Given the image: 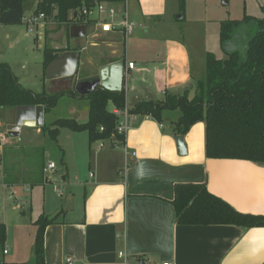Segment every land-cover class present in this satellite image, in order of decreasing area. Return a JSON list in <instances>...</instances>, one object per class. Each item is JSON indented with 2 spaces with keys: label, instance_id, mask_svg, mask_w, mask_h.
I'll use <instances>...</instances> for the list:
<instances>
[{
  "label": "crops",
  "instance_id": "obj_1",
  "mask_svg": "<svg viewBox=\"0 0 264 264\" xmlns=\"http://www.w3.org/2000/svg\"><path fill=\"white\" fill-rule=\"evenodd\" d=\"M133 2L140 16L148 15L144 0ZM35 6V2L26 3V8H31L29 13L34 12ZM129 19L133 22L130 14ZM39 26L41 29L47 23ZM66 27H62L57 39L49 42L53 53H59L55 49L62 46L69 31ZM140 27L143 33L147 32L143 25ZM89 32L87 29L83 37L69 40L70 51H76L79 57V67L89 72L87 77L115 61L122 60L124 67L128 62L134 64L133 70L125 73L127 107L141 100H162L166 92L181 95L195 83L192 65L202 74L205 67L202 54L205 57L209 53L203 50L196 59L183 43L164 39L162 45H152L128 55L119 33L104 34L98 28L92 34ZM133 34L134 30L126 42L142 40L134 38ZM38 40L42 45V29ZM49 82L55 89L65 86L61 80ZM46 115L43 114V124ZM87 116L88 105L86 120ZM6 117L14 120V111ZM178 117L176 110L163 112L160 123L149 116L133 115L123 143L107 141L102 147H98V143L89 144L87 132L68 130L70 133L65 135L68 144L65 148L59 147L63 173L60 178L55 177V181H46L48 177L42 176L40 170L32 173V179L28 178L30 169L25 157L20 158V164L16 160L20 143L4 135V142H0V200L13 197L15 204L19 202L17 206L28 205L31 213L32 189L39 185L42 197L37 199L35 217L61 213L59 222L45 229L44 264H139V261L146 264H264V227L177 223L172 200L178 184H203L210 194L235 211L264 216V164L207 159L202 122L181 135L185 153L179 154L172 126ZM21 130L17 140L23 142L26 134L20 136ZM132 153L135 155L131 156ZM50 161L54 160H43L42 165ZM4 169L11 181L18 180L17 184H3ZM36 182L39 184H34ZM50 185L51 192H46ZM23 192L30 195L27 202L16 197ZM46 193L50 194L46 196ZM20 213L24 215V209ZM4 218L1 208L0 223L6 228L4 261L30 264L35 231L33 234L29 230L22 231L18 221L16 230L20 236L15 239L9 235V223ZM119 252L125 254V259L118 257Z\"/></svg>",
  "mask_w": 264,
  "mask_h": 264
},
{
  "label": "trees",
  "instance_id": "obj_2",
  "mask_svg": "<svg viewBox=\"0 0 264 264\" xmlns=\"http://www.w3.org/2000/svg\"><path fill=\"white\" fill-rule=\"evenodd\" d=\"M27 2L36 3L34 14H43L70 27L80 24L74 15L82 7H91L99 2L116 3L119 0H0V26L22 24ZM183 7L184 0H179L180 12ZM260 10V19L244 15L241 20H225L219 25V44L222 49L237 42L241 26L252 24L255 27L243 54L231 51L226 52L225 59H218L207 53L203 79L188 86L181 95L166 92L162 100L136 102L128 107L129 114L149 116L160 123L163 112L176 110L179 117L172 123L175 135H184L194 124L204 123V154L207 159L245 160L264 164V7L261 6ZM52 53L50 47L43 50L44 71L54 59ZM64 83L65 86L57 87L52 94L45 91L34 93L19 84L8 64L0 63V111L40 105L44 113L48 114L63 96L85 99L88 102L86 122L57 119L40 127L43 134L55 144L60 129L87 132L89 144L107 141L121 143L124 138L116 133L117 118L111 110L124 107V91L98 89L88 96L78 97ZM191 91L193 95L189 98ZM42 168L41 162V173ZM2 182L10 186L17 184L18 180L11 181L7 169H4ZM172 205L179 224L264 227V216L235 211L229 204L210 194L203 184L175 185ZM60 215H40L33 222L35 234L30 264H44V232L47 226L59 222ZM5 238L6 228L0 223V264H17L6 263L3 259Z\"/></svg>",
  "mask_w": 264,
  "mask_h": 264
},
{
  "label": "rangeland",
  "instance_id": "obj_3",
  "mask_svg": "<svg viewBox=\"0 0 264 264\" xmlns=\"http://www.w3.org/2000/svg\"><path fill=\"white\" fill-rule=\"evenodd\" d=\"M135 4L133 0H130L127 3V10L128 15L130 14L131 20L135 24L133 37H138V39L142 40L133 41L130 39L125 44L122 43V47H125L128 55L141 52L152 45H162L164 39H169L183 43L191 53V57L196 59L199 57L197 54H200L203 50L213 54L218 59H225L226 52L238 51L242 54L244 53L245 44L255 32V27L252 24H244L238 30L237 42H233L232 45L228 44L222 49L219 44L220 23L225 20H241L244 15L260 19L262 17L260 7L264 6V0H184L182 12H180L179 0H144V5L149 11L145 17L139 15ZM29 9L25 11V15L32 13H29L31 8ZM45 23H47V26L41 28L44 38L42 45L38 40V34L41 30L40 26L33 28L31 34L27 32L22 24L0 26V63L9 65L13 75L23 88L34 93L45 91L52 94L56 89L45 78L43 50L49 48L51 39H57L59 31L66 25L59 24L57 21L46 17ZM141 25L146 28V33H143ZM7 34H9L8 37H6ZM87 39H89V36ZM192 53L194 54L192 55ZM52 56L54 58L60 57L61 53H52ZM203 58L205 60L202 54ZM79 65L78 78L84 79L89 75V72L84 67L80 68ZM192 68L195 72L194 82L204 78L205 67L202 74H199L196 66L192 65ZM190 93L189 96L192 95L193 91ZM87 105L88 102L85 99H72L68 96H63L58 100L56 107L46 115L44 124L48 125L57 119L86 120ZM10 113V109H2L0 111V133L2 132L5 137L7 136L5 126L13 124V119L11 117L7 119L6 117ZM32 129L24 128L21 130L20 136L26 134V139L23 142L17 140L18 137L13 138L21 145V149L17 152V164L21 163L20 158L24 156L27 161V167L30 169L28 178L32 179V173L37 174L39 172V166L43 160H54L55 169L47 175L46 181L49 179L55 181V177L58 179L63 173V163L59 162V157H61L60 149L68 144L65 135L70 132L66 129H61L58 144H55L47 135L43 134L41 129ZM46 184L49 183L46 182ZM51 188V185L48 186L46 192H51ZM41 190L42 186H33L31 213L28 205L26 207L17 206L16 204H19V202L15 204L13 197L0 200V209L2 208L5 212L4 219L9 223L7 227L10 236L19 239L20 235L17 234L19 230H16L18 221V224L22 225V231L29 230L32 234L34 233L33 222L38 218L35 217V212L38 210L37 199L42 197V193H39ZM36 194H38L37 198ZM49 194L46 193V196ZM16 197L18 200H25L24 202L30 199V195L26 194V192L21 195L17 194ZM19 207L24 209V215L20 213L21 209Z\"/></svg>",
  "mask_w": 264,
  "mask_h": 264
},
{
  "label": "water",
  "instance_id": "obj_4",
  "mask_svg": "<svg viewBox=\"0 0 264 264\" xmlns=\"http://www.w3.org/2000/svg\"><path fill=\"white\" fill-rule=\"evenodd\" d=\"M68 34L63 39L62 46L57 52L60 57L54 58L45 68L46 80H61L69 82V89L78 97H85L92 92L103 89L109 92L125 90V67L122 60L103 65L97 69L95 75L85 79H78L79 57L76 51H70L69 40L78 39L85 35V29L79 25L70 26ZM44 109L42 106H18L14 110L13 124L5 126L6 134L18 137L22 128H36L43 126ZM174 140L179 154L185 153V146L181 135H176Z\"/></svg>",
  "mask_w": 264,
  "mask_h": 264
},
{
  "label": "built area",
  "instance_id": "obj_5",
  "mask_svg": "<svg viewBox=\"0 0 264 264\" xmlns=\"http://www.w3.org/2000/svg\"><path fill=\"white\" fill-rule=\"evenodd\" d=\"M126 1L127 0H119V2L116 3L99 2L95 3L91 7H82L78 13L74 15V19L79 21V26H82L85 30L90 29L91 32L89 33L91 34L95 31V28H98V30L104 34L119 33L125 44L126 40L131 36L134 30V23L129 19ZM44 22L45 17L43 14L36 15L33 12L28 15H25L24 13L21 18L22 25L25 26L27 32L30 34L33 31V28H37L39 24ZM133 68L134 64L132 62L126 63L125 73L133 70ZM111 113L117 118L116 133L125 138V134L129 128L133 115L129 114L128 107L126 105H124L122 109L113 108ZM0 142H4V136L0 137ZM98 147H102V142L98 143ZM134 155V153L131 154V156ZM54 169V162H48L42 168L43 176L47 177V175L52 173ZM6 253L7 251L4 249L3 254L5 255ZM118 257L125 259V254L119 252ZM139 264H146V262L139 261Z\"/></svg>",
  "mask_w": 264,
  "mask_h": 264
},
{
  "label": "flooded vegetation",
  "instance_id": "obj_6",
  "mask_svg": "<svg viewBox=\"0 0 264 264\" xmlns=\"http://www.w3.org/2000/svg\"><path fill=\"white\" fill-rule=\"evenodd\" d=\"M87 78V77H86ZM78 79H80V78H78ZM85 79V78H84ZM69 82H66V84H68Z\"/></svg>",
  "mask_w": 264,
  "mask_h": 264
}]
</instances>
